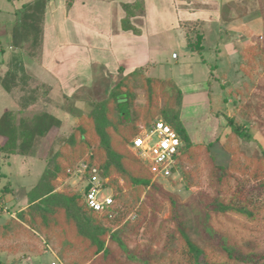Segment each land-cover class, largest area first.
<instances>
[{
  "label": "trees",
  "instance_id": "obj_1",
  "mask_svg": "<svg viewBox=\"0 0 264 264\" xmlns=\"http://www.w3.org/2000/svg\"><path fill=\"white\" fill-rule=\"evenodd\" d=\"M45 2L32 0L23 3L7 28L6 33L11 35V43L17 52L11 53L12 68L8 69L1 84L6 91L16 95L18 107L10 112L8 120L7 113L0 119V134L6 136L0 150L8 152L5 154H27L36 137H45L53 127H61L65 122L50 111V106L43 105L51 103L44 98V86L31 82L23 66L26 57L23 58L22 51L32 54L41 47ZM135 3L134 7L142 8L141 2ZM128 11L133 14L132 9ZM187 37L190 49H202L199 41L203 38L202 33L196 32L194 41ZM3 49L6 48L0 52ZM258 50L261 53V45ZM1 54L5 58L4 53ZM247 66L249 69L245 68L243 73L251 74L254 69ZM138 71L123 74L110 95L94 102L88 115H79V124L62 139L70 146L63 147L62 142L60 149L47 157L46 168L36 187L27 193L29 205L18 213V218L29 225L31 231L40 233L47 243L55 245L61 259L69 258L66 264H264V202L259 203L251 194L250 197L245 194L237 180L234 195L229 201L224 200L225 193L221 192L219 185L234 176L228 164L217 163L209 152L208 146L216 141L201 143L206 145L205 150L210 156L207 161L209 173L216 176V191L220 192L214 198L201 195L197 199L196 205L201 209L200 213L202 211L198 220L199 236L195 238L190 233L189 222L174 198L175 194L168 197L171 202L169 220L159 217L153 210L156 195L165 197L169 192L159 181H152L149 167L130 149L139 125L162 119L177 132L182 145L175 172L184 169L182 158H188L197 143L191 140L181 120L182 93L175 86L174 79L151 77L143 71L138 74ZM263 82L264 78L257 84L259 100L258 97H248L249 110L236 105L237 102L234 104V109L243 116L236 114L243 121L239 123L235 116H227L229 131L219 135L217 141L227 135L228 139L235 136L239 140L257 141L260 145L259 138L250 132L251 127L244 125H256L258 119L264 125ZM141 92L144 102L137 103V94ZM39 103L43 105L40 108ZM122 104L125 107H121ZM253 111L258 112L257 119H254ZM261 130L264 132V127ZM65 148L67 151L63 152ZM82 163L90 168L97 167L101 177L108 178L103 188H110L114 199L109 210L98 212L88 207L86 183L81 194L57 190L63 179L73 176L72 171ZM253 172L264 186V172L258 166ZM189 184L186 182V188ZM7 188L8 185H4L1 189L0 199ZM145 188L149 190L142 201L141 193ZM147 203L153 204L151 208ZM162 208L160 204L159 210ZM132 213H135L134 218H127ZM217 213H233L249 222L228 216L219 223L213 220ZM170 220L173 226L169 224ZM13 222L14 226L22 227L19 222ZM14 226L9 221L0 224V243L7 242V233L13 232ZM242 229L246 231L240 232ZM139 235L144 241L147 238L146 241H137Z\"/></svg>",
  "mask_w": 264,
  "mask_h": 264
},
{
  "label": "rangeland",
  "instance_id": "obj_2",
  "mask_svg": "<svg viewBox=\"0 0 264 264\" xmlns=\"http://www.w3.org/2000/svg\"><path fill=\"white\" fill-rule=\"evenodd\" d=\"M175 1V4H173V0H165L164 2H159V0H157L159 8L162 7V10L160 11L162 22L159 12V18L155 21V34L158 35L159 32L162 33V45L158 46L155 42L156 47L154 50L151 48L153 50L151 51V55L147 54L144 57L143 65L145 70L143 73L145 72L146 75L151 77L165 78L170 77L171 68L177 89H182L183 92L190 91L191 88H194V86H190V88L187 86V83L191 80V76L187 74V72L183 74L180 73V75L176 68V66L180 64L182 56L176 61V63L173 61L172 56L173 53L178 54L179 56L182 55L185 46L176 45L170 36H173L174 33L175 35H178L179 31H183L185 35L189 36V39L194 41L196 38V32L202 33L203 38L199 39V41L202 42V47L204 48H198L199 50L196 52L193 50L194 55H191L192 57L188 60L194 61L199 54L201 55L200 58L205 62L214 60L216 65L214 70H217V75L213 73V77L216 79L213 78L211 80L210 78L209 82H212V89H217L220 86L219 90L222 89L225 94L224 96L211 95V106L207 107L204 104L206 103L208 96L200 97V99L198 98V101L189 98V108L185 109V111H181V120L190 130V133L193 134V138L199 139L200 129L195 128L198 123L194 121V118L201 120L203 124L205 121L204 117H207V122H205L203 126L207 124L204 128L212 133L213 126L211 124H213L217 118L211 110H218V117L221 118V115L223 114L225 120L224 122H220L216 129L215 133L219 131V134L217 133L215 136L217 138L219 135H224L226 131H229L226 119L228 115H226V113L230 114V116H235L239 123L243 121V118L239 116L241 114L238 113V110L234 109V105H231L230 102L225 103L224 98H231L232 102L235 100V103L237 102L236 105L244 106L247 110H249L247 107L249 102L248 97L254 99L258 97L259 100L257 84H259L261 79L264 78V0ZM136 2L139 3L138 0H136ZM96 5V3H94V5H89V9L96 11ZM101 6L102 5H99V7ZM133 6L134 5L131 4V6L123 9L124 13H122V16L120 17L121 19H119V25L122 26L123 24L124 28L129 33L130 30L134 31V29L137 28V24L141 32L142 23L140 22V19L145 11L144 8V10L139 12L140 14H131L128 9L134 11L136 8ZM111 7L115 12L110 14V18L116 23L117 21H115V18H117L118 12L121 11L120 7H118V0H113ZM83 13L87 12L84 11ZM92 13L93 14H83L84 16L72 14L68 20L65 18L61 20L62 16L53 14L52 19H50V21H54L55 25L53 33H50L56 38L52 43L56 44V46L53 51H50V55L55 60L59 61V63H57L58 70L62 67L63 70H67L64 74L66 79L70 72L72 76L76 74L69 70V67H72L74 53L78 52L81 55V58H83L81 63H86V61L89 62L93 76L91 75L89 79L81 82H79V79H76L74 86L68 85L65 89L60 87V89L52 88L51 91L54 92L53 94L48 88L42 87L44 88V98L51 101V103H43V105L50 106V111L65 121L61 127H53V130L50 133H47L45 137H36L35 143L37 144H35L33 148H35L38 143H43L45 147L42 150L38 148L35 155H32L30 151H28L27 154H5L8 152L0 150V193L4 185L10 186V189H17L14 192L15 195H17V199L13 194H8V197H14L13 199L16 203L21 197L28 200L29 193L27 194V191L29 188L36 187L35 184L39 181L40 176L46 168L47 157L57 151L63 142L62 139L68 136L72 129L79 124V115H88L94 102L110 95L112 87L123 78L124 70H122L121 67H119L118 72L113 73V63H106V61L115 62L118 58V50L115 49V47H111L109 53L108 51L107 53L105 52L106 48L99 46L95 49L84 46L79 48L73 47L74 40H76L74 38L76 33V23L74 20L80 19L83 25L87 27L93 26V29L96 27L94 23L97 26L99 22L105 24V16L97 15V12ZM137 14L139 16L136 18V24L133 20ZM15 18L16 16L13 17V19ZM13 19L11 21H14ZM122 19L124 22H122ZM195 26L196 30H194ZM178 29L180 30L178 31ZM6 36L9 38V41L2 40V42L6 45L8 51L7 54L9 55L4 54L5 58L0 56V119H2L5 113H7L5 116L8 120V116L11 115L10 112L17 109L18 104L15 101L16 95L6 91L1 82L5 80L6 72H9L8 69L12 68L10 65L11 53L17 52V49L13 47L11 43V35L8 33ZM180 42L183 41L181 40ZM67 45H69V47H66ZM258 45L262 46L261 53L258 50ZM248 49L251 51L253 58L249 54L250 51ZM95 51H97V53ZM22 53L23 58L26 57L23 66L26 69V74L29 76V80L33 82L34 76L39 75L40 73H44L43 77L45 78L47 73L42 71V68H45L42 65V61L45 62L46 57L42 55L41 47L32 54L25 51H22ZM112 53H115L114 57ZM120 62L121 61L118 63ZM57 64L53 65L56 66ZM205 64L203 66H205ZM119 65L121 66V64ZM246 65H250L254 69L251 74L243 73V71H246L245 68L249 69L248 66L245 67ZM236 68L237 71L235 70ZM210 70L214 72L209 65V69L207 68V70H204L203 72L205 73L208 71V73H210ZM139 73H141L140 70L138 71V74ZM58 86L64 87V82ZM64 96L66 97L63 98ZM137 96L136 102L143 103V92L138 93ZM183 102L184 99L182 97V103ZM43 105L39 103L38 107L40 108ZM121 107H125V105L122 104ZM254 111L259 112V110ZM236 112L239 115L236 114ZM258 112H254V119H257ZM244 126H248V128L251 127L250 132L259 138L260 145H258L257 141L239 140L236 139L235 136H233L232 139H228V137H226L227 135H225L222 136L220 143L214 142L208 146V148L217 163L228 164L230 167V173L234 176L231 177L230 175L231 179H229L227 183L224 180V182L219 185L221 192L225 193L224 200L229 201L234 195L235 187L237 186L235 180H237L240 182L241 187L244 188L245 194H248L249 197L251 194L252 198L256 199L259 203H263L264 186L260 184L262 181L260 178H255L253 171L258 166V168L264 172V132L261 130L264 125H261L260 119H258L256 120V125L250 123L248 125L245 124ZM0 128L2 127L0 126ZM259 133H261L260 137L258 136ZM1 136L3 135L0 134V141H5L6 136H3L2 139ZM211 136H209V134H204L202 137L209 140L211 139ZM205 144L197 142V145L190 150L192 152L190 156L188 158H182L184 169L173 174V177L161 179L159 181L163 185V188L169 192V195L166 194L165 197L162 195H156L155 206L153 208L159 217L169 220L168 217L170 216L171 202L168 197H170L171 194H175L174 198L178 200L177 202L180 204L181 210L186 217V220L189 222L190 233L195 238L199 236L198 220L202 213V211L201 213L199 211L201 210L198 208L199 206L196 205L197 199L199 200L201 195L208 198H214L215 194L220 192L216 191V176L212 175V177L209 173L210 169L207 161L210 156L205 150ZM62 145L63 147L70 146L67 144V141L65 143L63 142ZM64 150L67 151L66 148L63 149V152ZM78 163H80V161ZM79 167L80 164H77L76 169ZM76 169L72 171L73 176L71 175L70 178L67 177L66 179H63L62 184L57 187V190L77 192L79 194L82 193L85 184L84 181H86V179L79 175L81 173H75ZM104 180V182H106L108 181V178H104ZM186 182H190L188 188H186ZM148 190L145 188L141 193L140 199H142V201L146 199L145 193H147ZM102 192L108 194L111 193V189L105 187ZM149 200H146V202ZM159 203L163 207L160 210ZM147 204L150 208L153 205L152 203ZM19 207L20 204L14 205L12 210L19 209ZM225 215L226 214L223 213H217V216L215 215L213 220L220 223V221L224 222L222 220L225 218L227 219L228 216H232L236 219H241L244 222H249L246 218H239L233 213ZM134 216L135 213H132L129 214L127 218L133 219ZM8 218V215H3L0 219V223ZM257 220H259V218ZM169 224L173 226L171 220ZM12 226H14V223H12ZM27 226V228H30L29 225ZM14 227L15 230L12 232V238H16L17 240L14 241V243H7L5 241L1 243V251L5 250L9 254H12L9 256V260H11L12 256L16 254V259L13 264H24L23 261L25 259L21 258V255L23 254L32 255L28 257H31L32 260L35 261L33 264H50L52 261L57 262L52 253V250L56 251L54 247L55 245L53 246L50 242L47 243L44 237L36 231H31L26 228L24 229L23 227L18 228V225H15ZM245 231V229H242L240 232ZM35 233L42 236V239H40ZM146 239L147 238H145V241ZM137 241L143 242L144 239L139 235ZM7 244L9 245L7 246ZM67 260H69V258L62 262L66 264Z\"/></svg>",
  "mask_w": 264,
  "mask_h": 264
},
{
  "label": "crops",
  "instance_id": "obj_3",
  "mask_svg": "<svg viewBox=\"0 0 264 264\" xmlns=\"http://www.w3.org/2000/svg\"><path fill=\"white\" fill-rule=\"evenodd\" d=\"M32 0H0V44L2 46H0V50L2 48H6V45L2 42V40H6L9 41V38L6 36V32H7V28L10 26V24L13 22L11 21L13 19L15 15V12L17 10H19L22 6L23 3L29 2ZM112 1L113 0H46L45 2V18H44V23H43V36H42V44H41V52L42 55L46 57V61H42V65L45 68H42V71L47 73L46 77H43L44 73H40L39 75L34 76L33 78V82L34 83H41V85H43L46 88H50V92H52V88H66V86L68 85H72L74 86L76 83L75 80L79 79L81 81H84L86 79H89L90 76H93V73L90 69V65L89 62L86 61V63H81L82 59L81 55L78 52L74 53V57L72 60V67H69L71 71L75 72L76 74H74L72 76L71 72L69 73V76L64 75L65 71L67 70H63V67L58 70V64L59 61L55 60L51 55H50V51L54 50V47L56 46V44H52L54 39V35H51L50 32L53 33L54 31V21L50 19H52V15L53 14H58L61 17V20L63 18H65L66 20H68L72 14H76L78 16H84L83 14H93L92 12H97V15H103L105 16V24H102L101 22L98 23V26L94 23V25L96 26L94 29L90 26H85L83 25V23L80 21V19H76L74 20L75 24V39L74 40V46L73 47H90V48H97V46L99 47H104L106 48L105 52L108 53L110 52L109 49H111V47H115V49L118 50L117 52V59L115 60V62H110V61H106L107 64H112L113 63V73L118 72L119 67L122 68V70H124V74L128 73L132 70L135 69H139L140 71H144L145 67L143 65L144 63V57L148 54L151 55V51L154 50V48L156 47V44L162 45V39H163V35L161 32L158 33V35L155 34V21L158 20L159 16L158 13L162 10V7L159 8V4L157 3V0H138V2H141V6L142 8L140 9L139 7H134L136 9H134L133 13H138L141 10L145 11L142 14V18L140 19V22L142 23L141 25V32H140V28H138V24H137V20L136 18L139 16L138 14L134 17L133 22L137 24V28L134 29V31L130 30V33L124 28L123 24L122 26L119 25V22L121 19L120 17L122 16V13H124L125 8L131 6V4L135 5L136 0H118V7H120L121 11L118 12L117 14V18H115V21H117L116 23H114V20L112 21V19L110 18V14L114 13L115 10H113V8L111 7L112 5ZM165 0H159V2H164ZM143 2V3H142ZM175 0H173V4H175ZM94 3H96L97 5L96 7V11L93 9H89L91 4L94 5ZM99 5H102L101 7H99ZM163 5V4H162ZM145 6V7H144ZM164 6V5H163ZM83 8V9H82ZM84 11H86L87 13H83ZM7 17V18H6ZM160 19L162 22V17H161V12H160ZM14 20V19H13ZM102 21V19H101ZM53 22V23H52ZM122 22L123 19H122ZM53 24V25H52ZM52 25V26H51ZM62 25V24H61ZM160 30V29H159ZM180 29H178L179 31ZM171 39L173 40L174 43H176V45H181V46H185L183 48V54L182 55H178L175 54V56H173V61L176 63L177 60L180 59V57L182 56V59L180 64H178L176 66V68L178 69L177 71H179V74H183L185 72H187V74H189L191 76V80L190 82L187 83L188 88H190V86H194V88H191L190 91L187 92H183V90L181 89V93H182V97L184 99V102L182 103V108L181 111H185V109L189 108L188 107V103H189V98L194 99L195 101L199 100L200 97H207V101L204 105L207 106H211V100L210 97L211 95H221L224 96V92L223 90H219V88L217 89H212L211 85L212 82H209L210 78L211 80L214 78L213 73H215V75H217V70H214L216 65H215V61H204L203 59L200 58V54L197 55V57L195 58L194 61H189L188 59L190 57H192L191 55L193 54V50H190V48L188 47V41H187V35H185L183 33V31H179L178 35H175V33L173 34V36H170ZM186 37V38H185ZM6 38V39H4ZM183 38V39H181ZM183 42H180V41ZM172 42V43H173ZM70 45V44H69ZM69 45H67L66 47H69ZM140 48V49H139ZM149 48V50H148ZM153 48V50L151 49ZM204 47H202L203 49ZM4 53L5 55H9L7 54V49H3V51L0 52V56L2 55L1 53ZM97 53V51H95ZM196 52V51H195ZM113 57L115 56V53H112ZM196 55V54H195ZM199 58V59H198ZM6 61V60H5ZM119 61H121L120 63H118ZM208 62V63H207ZM206 63V64H205ZM53 64H57L56 66ZM121 64V66L119 65ZM205 64V66H203ZM209 65L210 68H212L213 71L210 70V73L207 72H203L204 70H207V68L209 69ZM63 66V65H62ZM143 66V67H142ZM189 66V67H188ZM46 69V70H43ZM188 69V70H187ZM237 71V68L235 69ZM170 77L173 78L172 76V70L170 68ZM177 73V72H176ZM180 74V75H181ZM192 74V75H191ZM50 75H55V76H50ZM64 75V76H63ZM168 78V77H167ZM216 79V78H214ZM64 82V87L58 86L59 84ZM81 85V84H80ZM79 85V86H80ZM77 86V87H79ZM70 87V86H69ZM76 87V88H77ZM59 88V89H60ZM181 88V87H180ZM54 92H52L53 94ZM74 94V93H72ZM199 98V99H198ZM225 99V103L230 102L231 105L235 104V100L232 102L231 98H224ZM203 105V106H204ZM211 112L216 116L217 120L211 124L213 126V131L208 132L207 129H205L204 127H206L207 124H205L203 126V124L205 122H207V117L205 118L204 123L202 124L201 120H198L197 118H194V121L196 123H198L195 128L196 129H200L199 132V139H195L193 138V134L190 133V130L187 128V126H185L187 133L189 134L191 140L194 143L200 142V143H209V142H213L216 141L218 143H220V141L216 140V129L219 125L220 122H224L225 118L224 115H221V118L218 117L219 111H212ZM226 115L230 116V114L226 113ZM205 129V130H204ZM204 134H209V136H211L209 140L204 139ZM219 134V133H218ZM3 136H1L2 139ZM41 138V137H38ZM4 142L0 141V145ZM36 141H34L33 147ZM30 150L32 155H35L37 153L38 148L39 149H43L45 146L43 143H38V145ZM46 149V148H45ZM47 153V151H46ZM31 188L28 189V191ZM17 190V189H16ZM15 189H10V186H8L7 190L5 191V195L3 197V199H1V201L3 202V204L6 207L5 211H1L0 212V219L3 217V215H8V219L1 222L0 224H6L8 221L14 223L13 221L19 222V224H21V226L25 229H29L27 228V224H25L24 222H22L19 218H18V213L25 211L29 205L28 200L27 199H23L22 197L18 200V204H20L19 209L16 210H12V207L14 205H18L16 203V201H14V197L16 198L17 195H15ZM27 191V193H28ZM2 192V191H1ZM26 192V191H25ZM8 194H13L14 197L10 198L8 197ZM17 199V198H16ZM14 201V202H13ZM35 231V230H32ZM37 232V231H36ZM8 237H7V243H14V241H16V238H12V232H8ZM36 234V233H35ZM40 234V233H39ZM38 235V234H36ZM41 235V234H40ZM38 235V237L40 239H42V236ZM18 242V241H17ZM17 245V244H16ZM46 245V244H44ZM1 243H0V260H1V264H13L14 260L16 259L14 254L12 256V259L9 260V256L12 254H9L7 251L3 250L1 251ZM8 246V245H7ZM56 249V248H55ZM57 251V249H56ZM56 251L52 250V253L54 255V257L56 258L57 262L64 264V262H62L63 260L59 257L58 253ZM25 256V257H24ZM28 256H32V255H26L23 254L21 255V258H24L25 260L23 261L24 264H33L35 263V261L32 260L31 257ZM55 260V261H56ZM53 262V261H52ZM51 264V263H50Z\"/></svg>",
  "mask_w": 264,
  "mask_h": 264
},
{
  "label": "built area",
  "instance_id": "obj_4",
  "mask_svg": "<svg viewBox=\"0 0 264 264\" xmlns=\"http://www.w3.org/2000/svg\"><path fill=\"white\" fill-rule=\"evenodd\" d=\"M181 145L182 141L177 132L164 120L157 119L152 123L139 125L137 135L131 139L130 149L149 167L152 181H160L173 177L176 173L174 168ZM78 172L81 173L79 175L82 178L86 179L84 181L87 185L85 200L88 207L98 212L109 210L114 199L112 192L108 194L102 192L105 180L101 177L97 167L90 168L82 163L75 173ZM5 210L6 207L0 199V212ZM51 264L62 263L53 261Z\"/></svg>",
  "mask_w": 264,
  "mask_h": 264
},
{
  "label": "clouds",
  "instance_id": "obj_5",
  "mask_svg": "<svg viewBox=\"0 0 264 264\" xmlns=\"http://www.w3.org/2000/svg\"><path fill=\"white\" fill-rule=\"evenodd\" d=\"M177 173V172H176Z\"/></svg>",
  "mask_w": 264,
  "mask_h": 264
}]
</instances>
